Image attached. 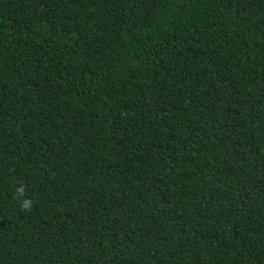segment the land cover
Returning a JSON list of instances; mask_svg holds the SVG:
<instances>
[{
    "label": "trees",
    "instance_id": "obj_1",
    "mask_svg": "<svg viewBox=\"0 0 264 264\" xmlns=\"http://www.w3.org/2000/svg\"><path fill=\"white\" fill-rule=\"evenodd\" d=\"M0 264H264V0H0Z\"/></svg>",
    "mask_w": 264,
    "mask_h": 264
}]
</instances>
